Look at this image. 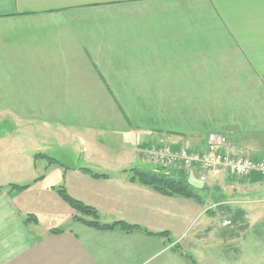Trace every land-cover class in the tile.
I'll use <instances>...</instances> for the list:
<instances>
[{"label":"crops","instance_id":"crops-1","mask_svg":"<svg viewBox=\"0 0 264 264\" xmlns=\"http://www.w3.org/2000/svg\"><path fill=\"white\" fill-rule=\"evenodd\" d=\"M211 132L264 160V0H0V264H264L259 174L188 171L200 201L130 180ZM61 186L165 234L77 221Z\"/></svg>","mask_w":264,"mask_h":264},{"label":"built area","instance_id":"built-area-1","mask_svg":"<svg viewBox=\"0 0 264 264\" xmlns=\"http://www.w3.org/2000/svg\"><path fill=\"white\" fill-rule=\"evenodd\" d=\"M228 138L217 132L208 134L205 148L178 149L170 144L153 145L146 149L158 163L165 167L183 169L188 172L197 170L202 182H207L211 172H228L236 179H248L257 173L264 179V160L255 159L248 154L230 153L227 149ZM225 220L223 225H230Z\"/></svg>","mask_w":264,"mask_h":264},{"label":"trees","instance_id":"trees-1","mask_svg":"<svg viewBox=\"0 0 264 264\" xmlns=\"http://www.w3.org/2000/svg\"><path fill=\"white\" fill-rule=\"evenodd\" d=\"M51 160H54L50 158ZM84 171L89 172L94 177H106L107 174H99L92 171L90 168H82ZM130 180L136 181L141 184L147 185L153 188L155 191L165 195V196H183L187 198H194L198 201L201 200L200 196L192 188L187 174L183 169L173 168L164 169L159 171H148L140 168L130 169ZM28 184H10V190L21 191L28 187ZM2 187H0V190ZM60 196L67 201L70 206L74 209L75 214L73 218L77 221L83 222L86 225L102 229L111 230L119 227L125 232H132L134 230L146 231L148 234H165V232H151L144 229L142 226L137 224H131L125 221H115V222H104L100 219L99 211L85 202L73 197L68 193L64 186L57 188ZM27 220H33L37 222V217L35 215L28 216ZM62 229H52V232H60Z\"/></svg>","mask_w":264,"mask_h":264},{"label":"rangeland","instance_id":"rangeland-1","mask_svg":"<svg viewBox=\"0 0 264 264\" xmlns=\"http://www.w3.org/2000/svg\"><path fill=\"white\" fill-rule=\"evenodd\" d=\"M152 158H154L152 156ZM166 168H169V167H166ZM172 168V167H170ZM145 170V169H144ZM193 180L195 181V183L197 184H200L201 182H198L196 179H191V181L193 182ZM241 180H244V179H236L234 180V182H240ZM194 184V183H193ZM221 194H219V192H216L215 194V199L217 201L220 200L221 197H223V194L222 192H220ZM67 202V201H66ZM69 204V203H68ZM70 205V204H69ZM223 209V208H222ZM232 211H234V208H231ZM75 212V211H74ZM211 213H213L212 215H210V219L208 220V225L210 228H216L217 229H223V228H228V227H232L234 225L233 221H232V217L230 214H226V216L224 215L225 212V209L224 210H221V209H217V210H211ZM75 214V213H74ZM74 216V215H73ZM74 219V218H73ZM227 220V221H230L231 224L228 225V226H223V223L224 221Z\"/></svg>","mask_w":264,"mask_h":264}]
</instances>
